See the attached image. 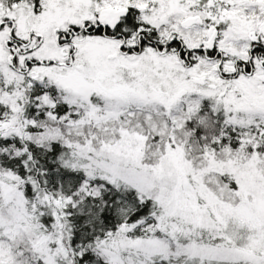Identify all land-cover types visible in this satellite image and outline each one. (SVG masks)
Masks as SVG:
<instances>
[{
    "label": "snow or ice",
    "instance_id": "6c2138e0",
    "mask_svg": "<svg viewBox=\"0 0 264 264\" xmlns=\"http://www.w3.org/2000/svg\"><path fill=\"white\" fill-rule=\"evenodd\" d=\"M0 264H264V0H0Z\"/></svg>",
    "mask_w": 264,
    "mask_h": 264
}]
</instances>
